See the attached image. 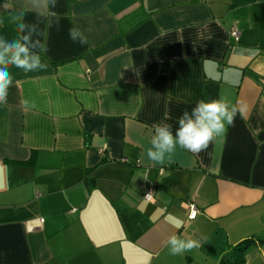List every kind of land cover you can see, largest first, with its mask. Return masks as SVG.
<instances>
[{
  "label": "crops",
  "instance_id": "0c3cea01",
  "mask_svg": "<svg viewBox=\"0 0 264 264\" xmlns=\"http://www.w3.org/2000/svg\"><path fill=\"white\" fill-rule=\"evenodd\" d=\"M51 10L58 25L30 0H0V38H18L21 12L51 23L47 69L10 68L0 104V264H232L244 240L242 264H264V0ZM74 26L87 43L69 38ZM221 96L243 109L223 138L199 154L178 147L170 163L147 159L153 125L175 134L185 110ZM173 234L200 246L172 255Z\"/></svg>",
  "mask_w": 264,
  "mask_h": 264
},
{
  "label": "clouds",
  "instance_id": "9594fccd",
  "mask_svg": "<svg viewBox=\"0 0 264 264\" xmlns=\"http://www.w3.org/2000/svg\"><path fill=\"white\" fill-rule=\"evenodd\" d=\"M30 2L38 18L44 17L47 12L55 18L57 25L59 24V15L51 10L56 7V0H30ZM13 22L16 24L18 38L14 40L0 38V104L7 103L8 89L13 84L10 68L33 72L46 70L48 67L43 54L48 51L47 28L51 27V23L40 29L38 23H25L23 12L13 17ZM68 35L73 42L87 43V38L78 27L70 28ZM34 36L43 39H33ZM22 106L34 108L35 104L30 105L28 100H24ZM238 112L242 114L243 109L231 104L223 96L208 101H197L191 112L185 110L179 117V126L175 134L172 125L168 123L153 125L150 146L145 149L147 159L154 164L162 165L172 162L178 147L195 154L206 151L212 142L223 138L228 129L234 126ZM147 198L151 199V194ZM180 223L175 221L177 228ZM167 245L170 254L180 255L199 247L200 241L192 238L184 239L173 234L168 238Z\"/></svg>",
  "mask_w": 264,
  "mask_h": 264
},
{
  "label": "built area",
  "instance_id": "2783aa9c",
  "mask_svg": "<svg viewBox=\"0 0 264 264\" xmlns=\"http://www.w3.org/2000/svg\"><path fill=\"white\" fill-rule=\"evenodd\" d=\"M238 33H239V32H238V30L235 29V27H231V28H230V34H231L235 39L238 38ZM153 190H154V187H153L152 185L146 187V189H145V191H144V195H143V197H144V199H145L146 201H151V200L153 199ZM149 194H151V199H148V198H147V196H148ZM188 209H189L188 217H189L190 219L194 218V217L197 215V213H198V209H197L196 206H195L194 204H192V203L188 205ZM193 214H195V215H193ZM39 220L42 221L43 219H42V218H39Z\"/></svg>",
  "mask_w": 264,
  "mask_h": 264
},
{
  "label": "trees",
  "instance_id": "16d2710c",
  "mask_svg": "<svg viewBox=\"0 0 264 264\" xmlns=\"http://www.w3.org/2000/svg\"><path fill=\"white\" fill-rule=\"evenodd\" d=\"M250 240H244L242 242H239L233 249V259L231 260L232 264H242L244 262V251L249 245ZM228 259L225 257L222 261L221 264L226 262Z\"/></svg>",
  "mask_w": 264,
  "mask_h": 264
}]
</instances>
